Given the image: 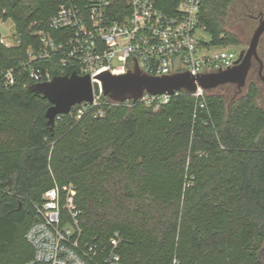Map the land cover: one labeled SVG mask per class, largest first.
I'll return each mask as SVG.
<instances>
[{
  "label": "trees",
  "instance_id": "trees-1",
  "mask_svg": "<svg viewBox=\"0 0 264 264\" xmlns=\"http://www.w3.org/2000/svg\"><path fill=\"white\" fill-rule=\"evenodd\" d=\"M238 1L203 0L211 44H241L227 29ZM58 2L0 0V21L11 20L21 40L7 47L0 32V264H47L34 262L25 235L34 204L55 184L63 203L75 186L70 202L83 241L107 244L120 233L121 264H264L257 81L250 75L230 101L208 90L204 107L182 93L159 110L117 105L102 118L60 114L51 126V103L27 74L7 87L3 72L28 61Z\"/></svg>",
  "mask_w": 264,
  "mask_h": 264
},
{
  "label": "built area",
  "instance_id": "built-area-1",
  "mask_svg": "<svg viewBox=\"0 0 264 264\" xmlns=\"http://www.w3.org/2000/svg\"><path fill=\"white\" fill-rule=\"evenodd\" d=\"M202 2L59 0L56 12L47 21V29L35 32L37 43L28 48V61L21 68L3 72L4 86L17 84L25 74L34 85L74 71L94 76L108 70L113 75H122L139 68L144 74L162 76L184 71L218 72L220 65L221 70L229 65L231 68L239 54L230 49L213 50L211 40L205 41L198 35L199 31H206L200 19ZM1 42L15 47L21 40L13 30L9 36H2ZM91 79L98 84L99 93H94L92 104L83 101L72 107L69 113L76 119L86 114L102 118L112 106L132 107L139 102L159 110L182 93L193 96L200 107L206 105L208 90L201 86L194 92L182 89L173 95L145 91L135 102L132 97L117 101L104 94L99 78ZM22 85L27 86L26 79ZM75 196L76 189L70 186L68 202L62 205L60 187L55 184L46 190L40 203L34 204L35 220L25 235L34 249V262L121 264L119 232L107 244L83 241L77 213L70 202ZM170 264L181 263L174 258Z\"/></svg>",
  "mask_w": 264,
  "mask_h": 264
},
{
  "label": "water",
  "instance_id": "water-1",
  "mask_svg": "<svg viewBox=\"0 0 264 264\" xmlns=\"http://www.w3.org/2000/svg\"><path fill=\"white\" fill-rule=\"evenodd\" d=\"M264 36V17L259 21L248 48L242 49L236 64L228 69L210 73H190L189 71L178 72L162 76H150L138 69L129 70L122 75H113L104 70L97 75H79L75 71L70 75L55 76L51 81L36 83L31 90L42 95L51 103L46 111L48 124L55 125L56 118L60 114H68L72 107L83 101L91 102L94 93H99V86L92 82L91 77L101 80L104 94L117 101H123L128 97L134 101L142 97L145 91L152 94H170L176 91L186 90L194 92L199 86L206 90H213L219 86L233 84L243 89L247 83V77L253 62L259 63V76L264 83V62L259 54V44ZM137 62V61H136ZM138 66V64H137Z\"/></svg>",
  "mask_w": 264,
  "mask_h": 264
},
{
  "label": "rangeland",
  "instance_id": "rangeland-1",
  "mask_svg": "<svg viewBox=\"0 0 264 264\" xmlns=\"http://www.w3.org/2000/svg\"><path fill=\"white\" fill-rule=\"evenodd\" d=\"M244 5H246L248 8L245 9ZM242 10H243V14H241ZM262 12L264 13V0H240L238 1L237 7H234L231 10L227 29L231 31L232 33H234L235 35H237L241 44L227 45L224 47L215 45L212 49L213 50L230 49V50L235 51L237 54H239L242 49L248 48L252 35L256 27L259 24V19L255 17L258 16ZM250 14H252L255 17H251ZM13 30H14V24L11 20L0 21L1 38L2 36L3 37L9 36ZM198 35L202 37L205 41L211 40V35L207 31H203V30L199 31ZM261 42L262 44L259 46V54L264 61V37L261 39ZM250 75H251V78L256 80L258 83V86L260 88L259 103L264 108V83L262 82V80L259 78V75H258V63L254 64ZM245 89L246 88L244 87L243 90ZM237 90L238 89L235 85L226 84V85L219 86L213 90H210L209 93L222 94L226 96L227 99L230 101L232 100V98L236 96ZM242 93H244V91ZM70 186H73L75 188L73 184H70L68 186V190ZM67 202H68V199H66L64 203L61 200L62 205H65ZM65 216H66V213H65Z\"/></svg>",
  "mask_w": 264,
  "mask_h": 264
},
{
  "label": "flooded vegetation",
  "instance_id": "flooded-vegetation-1",
  "mask_svg": "<svg viewBox=\"0 0 264 264\" xmlns=\"http://www.w3.org/2000/svg\"><path fill=\"white\" fill-rule=\"evenodd\" d=\"M250 16L251 17H255V16H253L252 14H250ZM262 17H264V13L262 12V13H260L258 16H256L255 18H258L259 19V21H260V19L262 18ZM262 58V57H261ZM263 60V59H262ZM264 62V61H263ZM255 63H258L257 61H254L253 62V65H252V68H251V70H250V72H249V75H248V77H247V83H248V80H249V76H250V74H251V71H252V69H253V66H254V64ZM258 70H259V63H258ZM263 74H264V69H263ZM258 75H259V73H258ZM259 78H260V76H259ZM261 79V78H260ZM263 82V81H262ZM247 83H246V85H247ZM237 87V86H236ZM237 89H238V91L239 92H241L242 91V89H239L238 87H237Z\"/></svg>",
  "mask_w": 264,
  "mask_h": 264
}]
</instances>
